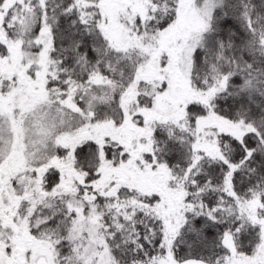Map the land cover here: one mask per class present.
<instances>
[{"label":"snow or ice","instance_id":"6c2138e0","mask_svg":"<svg viewBox=\"0 0 264 264\" xmlns=\"http://www.w3.org/2000/svg\"><path fill=\"white\" fill-rule=\"evenodd\" d=\"M0 264H264V0H0Z\"/></svg>","mask_w":264,"mask_h":264}]
</instances>
